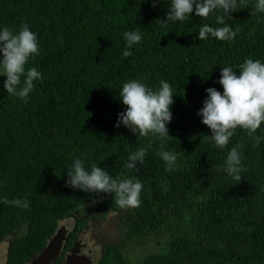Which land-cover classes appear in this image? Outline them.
Wrapping results in <instances>:
<instances>
[{
  "label": "trees",
  "instance_id": "16d2710c",
  "mask_svg": "<svg viewBox=\"0 0 264 264\" xmlns=\"http://www.w3.org/2000/svg\"><path fill=\"white\" fill-rule=\"evenodd\" d=\"M170 3L0 0V29L26 23L37 34L40 54L28 66L43 77L25 103L3 89L6 77L0 76V244L9 241L6 264H25L38 255L69 216L75 231L65 250L78 229L86 233L90 224L101 227L116 215L121 237L99 243L96 264L139 263L138 248L152 242L158 251L139 264H264V141L256 146L237 128L229 145L218 148L197 115L205 89L223 92L217 83L222 67L238 71L248 58L264 63V13L251 14L256 0H245L233 19L226 18L240 29L234 40L201 41L199 28L218 27L219 13L161 24ZM132 28L142 40L125 57L124 32ZM132 79L154 90L161 80L170 83L171 137L115 127L127 107L119 92ZM255 135L264 136V123ZM238 143L247 169L240 182L217 171ZM162 146L180 153L171 172L158 155ZM140 147L147 150L145 163L137 165L139 171L126 169L128 155ZM75 158H84L89 171L97 163L113 178L138 177L144 185L140 206L121 209L110 193L66 187ZM5 197L26 198L29 207L6 204Z\"/></svg>",
  "mask_w": 264,
  "mask_h": 264
},
{
  "label": "clouds",
  "instance_id": "9594fccd",
  "mask_svg": "<svg viewBox=\"0 0 264 264\" xmlns=\"http://www.w3.org/2000/svg\"><path fill=\"white\" fill-rule=\"evenodd\" d=\"M158 2L159 0H151L153 7ZM244 3L245 0H239V3L238 0H171L165 19L158 22L161 24L185 22L193 13L196 17L207 19L218 12L219 14L215 15V23L219 26L203 24L199 28L198 38L202 41L211 36L230 42L235 39L240 29L238 27L233 29L226 22V18L233 19L231 13L236 12ZM256 13H264V0H256L251 14ZM124 37L126 48L123 55L128 57L132 55L129 49L141 42L142 35L138 28H132L124 32ZM39 54L37 34L28 24L20 25L18 30L9 27L0 29V76L6 77L3 81V89L25 103L35 88L34 82L43 78L42 73L35 66H28L30 58ZM217 83L222 86L223 92L214 87L205 89L207 98L203 101V107L197 112L202 118L201 123L211 131V135L206 136L216 147L223 149L229 145L237 128H240L255 140L256 146H259L260 142L264 141V136L255 134L264 123V63L258 59L248 58L239 65L238 71L232 66L222 67ZM174 95L172 86L165 80L159 82V88L156 90L141 80L126 81L122 85L119 97L122 104L127 107L125 111L118 113L115 127L123 125L134 134L144 137L150 133L161 138L171 137L167 124L172 120L171 105L174 103ZM243 147L244 145L240 143L231 147L224 165L218 166L217 171H224L233 180L240 182L241 173L247 171L242 164ZM162 149L163 146L158 155L166 163V171L177 169L180 153ZM146 154L147 150L140 147L128 155L124 167L139 171L137 165L145 163ZM67 177L66 187L86 193H110L115 198L116 206L121 209L137 208L141 204L140 196L144 185L138 177L113 178L106 168L99 167L97 163H92L89 171L85 166L84 158H75L72 161ZM3 202L22 209L29 207L26 198L8 200L5 197ZM70 217L73 216L68 218ZM58 230L59 226L52 237Z\"/></svg>",
  "mask_w": 264,
  "mask_h": 264
},
{
  "label": "rangeland",
  "instance_id": "374dc122",
  "mask_svg": "<svg viewBox=\"0 0 264 264\" xmlns=\"http://www.w3.org/2000/svg\"><path fill=\"white\" fill-rule=\"evenodd\" d=\"M73 217L67 218L64 221L59 222V230L63 231L64 234L67 233V231L71 228L73 225ZM121 222V217L116 215L109 218V220L103 225V226H97L96 224H90L88 232L83 233L79 236H81V241L86 243L88 249V254L90 256V260L92 262L97 261V259L100 256L101 249L98 246L99 243L103 242L105 239L109 241H117L118 238L121 237V232L116 224H119ZM7 242L8 239H6L3 243L0 244V264H5L6 255H7ZM156 244V246H155ZM146 248H138L137 253L139 255V258L135 261L141 262L142 258L145 255H148L150 253L158 251L159 247L157 242H152L146 245ZM135 247V246H131ZM134 252H136V249H134ZM136 253V254H137ZM135 255V254H134ZM138 262H135L133 264H139Z\"/></svg>",
  "mask_w": 264,
  "mask_h": 264
},
{
  "label": "flooded vegetation",
  "instance_id": "af4514ba",
  "mask_svg": "<svg viewBox=\"0 0 264 264\" xmlns=\"http://www.w3.org/2000/svg\"><path fill=\"white\" fill-rule=\"evenodd\" d=\"M82 228L78 229V231L76 232L75 237L72 238L73 240H72L71 247L69 249H66L65 250L64 249V244L68 241V238H70L68 236L69 233L71 231H75V227L72 226L68 230V234L66 235L65 239L62 241L63 245H62V247H60L58 256H57V258L54 261L51 262V264H64L68 258H70V257L72 258L73 256L79 257L81 259H87L89 261V264H96L97 263L96 261L95 262H92L90 260V256H89V254L87 252L89 248L87 247L86 243H84L83 241H81V236H79V235L85 233V230L82 229ZM8 242H7V245L6 246H8ZM98 246L102 250V244H98ZM100 255H101V252H100ZM99 258H100V256H99ZM29 262H31V261L29 260L25 264H28ZM5 264H6V260H5Z\"/></svg>",
  "mask_w": 264,
  "mask_h": 264
},
{
  "label": "water",
  "instance_id": "95a60500",
  "mask_svg": "<svg viewBox=\"0 0 264 264\" xmlns=\"http://www.w3.org/2000/svg\"><path fill=\"white\" fill-rule=\"evenodd\" d=\"M64 239V232L58 230L57 234L51 238L43 251L33 257L28 264H51L57 258ZM64 264H89V261L73 256L72 258H68Z\"/></svg>",
  "mask_w": 264,
  "mask_h": 264
}]
</instances>
